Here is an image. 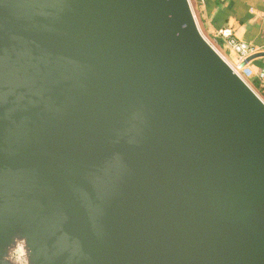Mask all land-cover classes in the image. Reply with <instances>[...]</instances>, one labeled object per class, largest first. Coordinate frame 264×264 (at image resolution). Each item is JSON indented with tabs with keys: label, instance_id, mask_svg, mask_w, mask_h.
Masks as SVG:
<instances>
[{
	"label": "water",
	"instance_id": "1",
	"mask_svg": "<svg viewBox=\"0 0 264 264\" xmlns=\"http://www.w3.org/2000/svg\"><path fill=\"white\" fill-rule=\"evenodd\" d=\"M0 264H264V100L190 0H0Z\"/></svg>",
	"mask_w": 264,
	"mask_h": 264
},
{
	"label": "crops",
	"instance_id": "2",
	"mask_svg": "<svg viewBox=\"0 0 264 264\" xmlns=\"http://www.w3.org/2000/svg\"><path fill=\"white\" fill-rule=\"evenodd\" d=\"M199 28L205 37L212 39L215 32L230 28L235 37L253 45L264 53V2L262 0H190ZM222 50L231 54L219 40ZM264 71V57L251 61L242 68L241 75L251 83L260 82L258 74Z\"/></svg>",
	"mask_w": 264,
	"mask_h": 264
},
{
	"label": "built area",
	"instance_id": "3",
	"mask_svg": "<svg viewBox=\"0 0 264 264\" xmlns=\"http://www.w3.org/2000/svg\"><path fill=\"white\" fill-rule=\"evenodd\" d=\"M262 1L264 2V0ZM219 40L222 41V46H224L231 54L235 56V62L230 61V63L235 69H237L240 75L242 69L238 68L239 65L249 57L259 53V50L256 47L235 37L232 29L230 28L216 31L213 38L211 39L212 42L209 40L212 45L220 52L222 51L223 47H221L219 44ZM258 78L261 81V86L264 87V71H261L258 74Z\"/></svg>",
	"mask_w": 264,
	"mask_h": 264
},
{
	"label": "trees",
	"instance_id": "4",
	"mask_svg": "<svg viewBox=\"0 0 264 264\" xmlns=\"http://www.w3.org/2000/svg\"><path fill=\"white\" fill-rule=\"evenodd\" d=\"M253 89L260 95V97L264 100V87L261 86L260 82L254 80L250 83Z\"/></svg>",
	"mask_w": 264,
	"mask_h": 264
},
{
	"label": "rangeland",
	"instance_id": "5",
	"mask_svg": "<svg viewBox=\"0 0 264 264\" xmlns=\"http://www.w3.org/2000/svg\"><path fill=\"white\" fill-rule=\"evenodd\" d=\"M208 40H210L211 41V39H209V37H206ZM212 42V41H211ZM220 53L224 56V57H226L227 59H228V61H230L229 59V57H230V55H229V53L228 52H226V51H224V49L222 50V51H220ZM250 84V83H249Z\"/></svg>",
	"mask_w": 264,
	"mask_h": 264
}]
</instances>
